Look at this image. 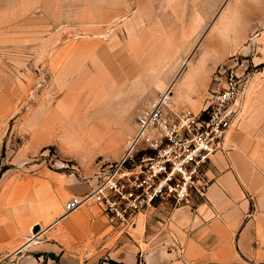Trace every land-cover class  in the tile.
I'll use <instances>...</instances> for the list:
<instances>
[{
	"label": "rangeland",
	"instance_id": "rangeland-1",
	"mask_svg": "<svg viewBox=\"0 0 264 264\" xmlns=\"http://www.w3.org/2000/svg\"><path fill=\"white\" fill-rule=\"evenodd\" d=\"M150 8L145 0H0V183H55L57 198L71 184L83 194L102 164L119 159L160 92L171 88L177 106L199 111L229 69L243 82L229 133L244 128L264 158V0H224L200 27H145ZM71 196L28 229L31 243L15 258L140 262L147 231L183 206L157 203L122 232L97 204L70 219Z\"/></svg>",
	"mask_w": 264,
	"mask_h": 264
},
{
	"label": "crops",
	"instance_id": "crops-1",
	"mask_svg": "<svg viewBox=\"0 0 264 264\" xmlns=\"http://www.w3.org/2000/svg\"><path fill=\"white\" fill-rule=\"evenodd\" d=\"M223 1L145 0L151 8L149 18L146 13L143 20L144 26L200 27L205 24L201 20L209 21ZM185 12L198 13L189 19L185 18ZM193 20L198 23L194 24ZM251 142L252 138L244 128L231 131L226 138L225 149L212 156L209 200L196 203L193 207H175L164 227L147 231L148 247L143 253V260L139 262L131 258L127 262L264 263V158L259 156V145L256 149ZM79 193L81 189L72 188L71 184L64 187L57 198L55 183H0V264H35L33 260L15 258L16 253H23V246L31 243V238H27L28 229L37 222L48 223L53 219L55 213L51 210L58 205L60 198ZM98 208L108 221L102 208L99 205ZM70 214H73L70 219L81 215ZM116 226L122 232L130 228ZM48 230L43 228L40 233ZM103 264L111 263L105 261Z\"/></svg>",
	"mask_w": 264,
	"mask_h": 264
},
{
	"label": "built area",
	"instance_id": "built-area-1",
	"mask_svg": "<svg viewBox=\"0 0 264 264\" xmlns=\"http://www.w3.org/2000/svg\"><path fill=\"white\" fill-rule=\"evenodd\" d=\"M216 80L199 111L177 106L171 88L160 92L138 114L119 159L102 164L91 188L66 200L65 212L93 203L111 224L133 226L157 203L207 202L212 156L225 149L242 111L241 74L229 69Z\"/></svg>",
	"mask_w": 264,
	"mask_h": 264
},
{
	"label": "water",
	"instance_id": "water-1",
	"mask_svg": "<svg viewBox=\"0 0 264 264\" xmlns=\"http://www.w3.org/2000/svg\"><path fill=\"white\" fill-rule=\"evenodd\" d=\"M217 78H218V77H217ZM217 78H216V79H217ZM37 227H38V226H35V227H34V230H36V229H37ZM21 250H22V249H21Z\"/></svg>",
	"mask_w": 264,
	"mask_h": 264
}]
</instances>
